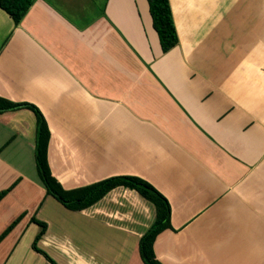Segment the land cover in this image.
Here are the masks:
<instances>
[{
	"label": "crops",
	"instance_id": "1",
	"mask_svg": "<svg viewBox=\"0 0 264 264\" xmlns=\"http://www.w3.org/2000/svg\"><path fill=\"white\" fill-rule=\"evenodd\" d=\"M169 1L168 53L148 0H34L18 26L0 7V97L41 111L65 189L135 176L169 201L162 264H264V0ZM31 119L0 113V264H145L155 205L118 187L65 207Z\"/></svg>",
	"mask_w": 264,
	"mask_h": 264
},
{
	"label": "trees",
	"instance_id": "2",
	"mask_svg": "<svg viewBox=\"0 0 264 264\" xmlns=\"http://www.w3.org/2000/svg\"><path fill=\"white\" fill-rule=\"evenodd\" d=\"M33 2L34 0H0V7L14 19L18 26L27 15ZM148 3L163 52L168 53L179 44L170 1L148 0ZM21 109L33 111L37 119L35 159L39 176L47 189V193L68 209L78 211L94 205L115 188L126 187L136 190L144 198L151 201L157 210L154 224L141 238L139 246L141 258L145 264H162L155 254L154 244L162 232L172 228L169 201L149 182L135 176H116L88 186L72 190L65 189L53 176L50 168L48 152L51 131L41 111L32 104L15 103L0 97V113ZM3 194L0 195V198ZM34 247L37 249L36 243Z\"/></svg>",
	"mask_w": 264,
	"mask_h": 264
},
{
	"label": "rangeland",
	"instance_id": "3",
	"mask_svg": "<svg viewBox=\"0 0 264 264\" xmlns=\"http://www.w3.org/2000/svg\"><path fill=\"white\" fill-rule=\"evenodd\" d=\"M31 114H32V119L28 120V122L32 125V127L34 129L37 127V119H36V116L34 115L33 111H31Z\"/></svg>",
	"mask_w": 264,
	"mask_h": 264
}]
</instances>
